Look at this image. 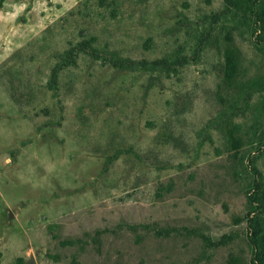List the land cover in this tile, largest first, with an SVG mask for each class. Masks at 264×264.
Segmentation results:
<instances>
[{
	"label": "rangeland",
	"instance_id": "374dc122",
	"mask_svg": "<svg viewBox=\"0 0 264 264\" xmlns=\"http://www.w3.org/2000/svg\"><path fill=\"white\" fill-rule=\"evenodd\" d=\"M263 10L0 0V264H264Z\"/></svg>",
	"mask_w": 264,
	"mask_h": 264
},
{
	"label": "trees",
	"instance_id": "16d2710c",
	"mask_svg": "<svg viewBox=\"0 0 264 264\" xmlns=\"http://www.w3.org/2000/svg\"><path fill=\"white\" fill-rule=\"evenodd\" d=\"M231 1H232V0H226V2H227L228 4H230ZM240 1H242V2H244V3H245V2L248 3V2H250L251 0H240ZM253 2H255V0H253ZM263 11H264V10H263ZM262 15L264 16V12L262 13ZM259 16H260V14H259ZM259 20H260V23H261L260 29H261L262 32L264 33V20H263L262 18H261V19L259 18ZM253 236L256 237V234H254ZM253 243L256 245V244H257V241L254 240ZM262 253H264V249H263L262 251H259V252L257 253L256 258H257L258 261H261V256H260V254H262Z\"/></svg>",
	"mask_w": 264,
	"mask_h": 264
},
{
	"label": "water",
	"instance_id": "95a60500",
	"mask_svg": "<svg viewBox=\"0 0 264 264\" xmlns=\"http://www.w3.org/2000/svg\"><path fill=\"white\" fill-rule=\"evenodd\" d=\"M30 262H31V259L28 261V263H27V264H30Z\"/></svg>",
	"mask_w": 264,
	"mask_h": 264
}]
</instances>
